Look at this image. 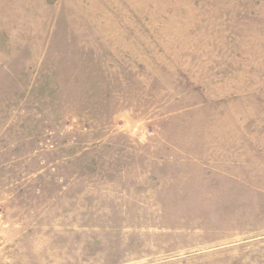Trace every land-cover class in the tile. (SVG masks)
<instances>
[{
  "label": "rangeland",
  "instance_id": "374dc122",
  "mask_svg": "<svg viewBox=\"0 0 264 264\" xmlns=\"http://www.w3.org/2000/svg\"><path fill=\"white\" fill-rule=\"evenodd\" d=\"M0 264H264V0H0Z\"/></svg>",
  "mask_w": 264,
  "mask_h": 264
}]
</instances>
